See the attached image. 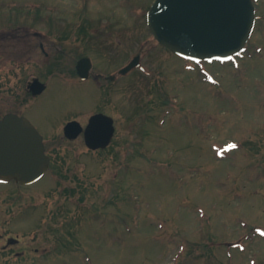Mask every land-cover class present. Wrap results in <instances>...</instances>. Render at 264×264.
I'll return each instance as SVG.
<instances>
[{"label": "rangeland", "instance_id": "374dc122", "mask_svg": "<svg viewBox=\"0 0 264 264\" xmlns=\"http://www.w3.org/2000/svg\"><path fill=\"white\" fill-rule=\"evenodd\" d=\"M150 2L0 0V115L25 114L53 159L34 184L0 181V264H264V0L238 66L155 43ZM137 54L103 101L94 74ZM34 77L42 95L26 90ZM100 108L117 125L107 151L65 137Z\"/></svg>", "mask_w": 264, "mask_h": 264}, {"label": "water", "instance_id": "95a60500", "mask_svg": "<svg viewBox=\"0 0 264 264\" xmlns=\"http://www.w3.org/2000/svg\"><path fill=\"white\" fill-rule=\"evenodd\" d=\"M254 20L252 0H155L148 13L149 26L162 44L195 59L238 53L250 36ZM136 63L137 59L123 72ZM89 65L88 58L80 61L83 78L88 76ZM44 88L38 80L33 84L35 93ZM83 130L78 121H70L65 127L71 139ZM114 131L111 117L96 114L85 130L86 143L92 149L107 147ZM49 162L43 137L26 117L9 113L0 119V179L34 182L45 173Z\"/></svg>", "mask_w": 264, "mask_h": 264}, {"label": "flooded vegetation", "instance_id": "af4514ba", "mask_svg": "<svg viewBox=\"0 0 264 264\" xmlns=\"http://www.w3.org/2000/svg\"><path fill=\"white\" fill-rule=\"evenodd\" d=\"M38 36V35H37ZM116 56H118V52H117V54H116ZM118 72L119 71H117V72H114V73H111V74H109V75H106V76H104L103 74H101V73H97V74H95L94 75V81H95V84L97 85V86H100V88H102L104 91L102 92V98H103V101H104V98L106 97L107 98V96L109 95V94H112L113 92L112 91H110L109 93H108V88H110V87H112V86H109V83L110 84H112V83H114L115 81H116V79L118 78ZM102 78H104L105 79V81H106V85H104L105 83H102L101 82V79ZM118 88H120L119 86H117ZM117 87H116V90H115V88H114V90L115 91H117ZM109 99V98H108ZM107 101V100H106ZM104 104H105V102H104ZM103 109H105V108H100V109H98V110H96V111H94V112H101ZM104 111V110H103ZM93 112V113H94ZM93 113L92 114H90L89 116H88V118H90L92 115H93Z\"/></svg>", "mask_w": 264, "mask_h": 264}]
</instances>
